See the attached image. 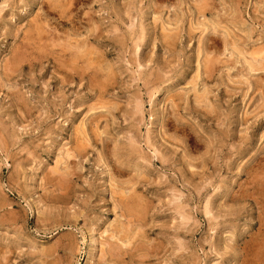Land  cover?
Returning a JSON list of instances; mask_svg holds the SVG:
<instances>
[{"label": "rangeland", "instance_id": "rangeland-1", "mask_svg": "<svg viewBox=\"0 0 264 264\" xmlns=\"http://www.w3.org/2000/svg\"><path fill=\"white\" fill-rule=\"evenodd\" d=\"M263 48L264 0H0V264H264Z\"/></svg>", "mask_w": 264, "mask_h": 264}, {"label": "bare ground", "instance_id": "bare-ground-1", "mask_svg": "<svg viewBox=\"0 0 264 264\" xmlns=\"http://www.w3.org/2000/svg\"><path fill=\"white\" fill-rule=\"evenodd\" d=\"M48 1H49V0H48ZM205 1H206V0H205ZM51 3H52V2H51ZM209 3H211V2H209ZM238 3H239V2H238ZM51 5H52V4H51ZM207 5H208V4L206 3L205 6H207ZM66 6H67V5H66ZM208 6H209V5H208ZM208 6H207V7H208ZM236 6H237V5H236ZM256 7H257V6H256ZM202 8H203V7H202ZM205 9H206V8H205ZM235 9H236V8H235ZM198 10H199V9H198ZM200 10H201V8H200ZM236 10H237V9H236ZM256 11H257V10H256ZM199 12H200V11H199ZM205 12H206V11H205ZM200 13H201V12H200ZM236 15L238 16V14H236ZM240 15H241V14H240ZM237 16H235L236 20L238 19ZM232 18H233V17H232ZM235 18H234V20H235ZM222 19H223V18H222ZM231 20H233V19H231ZM234 20H233V21H234ZM241 20H242V19H241ZM38 21H39V20H38ZM219 21H220V19H219ZM244 21H246V20H244ZM36 22H37V21H36ZM216 23H217V22H216ZM219 23H221V22H218V25H219ZM229 24H230V23H229ZM233 25H235V24H233ZM242 25H243V24H242ZM242 25H241V26H242ZM99 26H100V25H99ZM219 26H220V25H219ZM225 26H226V25H225ZM41 27H42V26H41ZM237 27H238V26H237ZM243 27H244V25L242 26V28H243ZM30 28H31V27H30ZM37 28H38V27H37ZM215 28H217V27H215ZM238 28H239V27H238ZM96 29H97V28H96ZM207 29H208V28H207ZM229 29H230V28H229ZM243 29H245V28H243ZM37 30H41V31H42V30H44V29L41 28V29H37ZM46 30H47V29H46ZM46 30H45V31H46ZM232 30H233V29H232ZM245 30H246V29H245ZM245 30H244V32H245ZM248 30H249V29H248ZM96 31H97V30H96ZM235 31H236V30H235ZM240 31H241V30H240ZM240 31H239V32H240ZM39 32H40V31H39ZM39 32H38V33H39ZM208 32H209V31H208ZM217 32H218V31H217ZM230 32H231V30H230ZM248 32L250 33L251 31H248ZM233 33H234V32H233ZM53 34H55V33H53ZM173 34H174V33H173ZM228 34H229V32H228ZM235 34H236V33H235ZM237 34H238V33H237ZM243 34H244V33H243ZM39 35H40V34H39ZM68 35H69V33H68ZM174 35H175V34H174ZM205 35H206V34H205ZM208 35H209V34H208ZM248 35H249V34H248ZM27 36H28V35H27ZM55 36H56V35H55ZM168 36H170V35L168 34ZM172 36H173V35H171V37H172ZM176 36H177V35H176ZM225 36H226V35H225ZM49 37H50V36H49ZM51 37H52V36H51ZM65 37H66V36H65ZM164 37H165V36H164ZM210 37H211V36H210ZM237 37H238V36H237ZM239 37H240V36H239ZM38 38H39V37H38ZM58 38H59V37H58ZM58 38H57V39H58ZM60 38H61V37H60ZM173 38H174V36H173L171 39H173ZM211 38H212V37H211ZM226 38H227V41H228L229 37H226ZM235 38H236V37H235ZM240 38H242V37H240ZM27 39H28V38H27ZM41 39H42V38H41ZM47 39H48V38H47ZM52 39H53V38H52ZM55 39H56V37H55ZM55 39H54V40H55ZM230 39H231V38H230ZM38 40H39V39H38ZM61 40H62V39H61ZM88 40H89V39H88ZM167 40H168V39H167ZM203 40H204V39H203ZM207 40H208V38H207ZM235 40H236V39H235ZM235 40H234V41H235ZM65 41H66V40H65ZM84 41H85V40H84ZM169 41H170V40H169ZM230 41H231V40H230ZM230 41H229V42H230ZM232 41H233V40H232ZM29 42H30V41H29ZM51 42H52V40H51ZM77 42H78V41H77ZM77 42H76V43H77ZM82 42H83V41H82ZM174 42H175V40H174ZM52 43H53V42H52ZM66 43H67V42H66ZM54 44H55V43H53V44H51V45H54ZM69 44H70V42H69ZM86 44H87V42H86ZM86 44H85V45H86ZM225 44H226V43H225ZM233 44H234V42H233ZM60 45H61V44H60ZM78 45H79V44H78ZM81 45H82V44H81ZM228 45H229V44H228ZM237 45H238V44H237ZM262 45H263V44H262ZM19 46H20V45H19ZM46 46H47V45H46ZM82 46H84V45H82ZM82 46H81V47H82ZM241 46H242V45H241ZM53 47H54V46H53ZM57 47H58V46H57ZM63 47H64V46H63ZM67 47H68V46H67ZM86 47H88V45H87ZM228 47H229V46H228ZM253 47H254V46H253ZM60 48H61V47H60ZM65 48H66V47H65ZM69 48H70V47H69ZM84 48H85V47H84ZM84 48H83V49H84ZM89 49H91V48L89 47ZM225 49H228V48L226 47ZM231 49H232V48H231ZM233 49H234V47H233ZM233 49H232V50H233ZM241 49H243V48H241ZM241 49L239 48V46H238V48H237V46H236V50H238L240 53H242ZM47 50H48V49H47ZM60 50H61V49H60ZM62 50H63V49H62ZM77 50H78V49H77ZM91 50H92V49H91ZM91 50H90V51H91ZM45 51H46V50H45ZM65 51H66V49H65ZM81 51H82V50H81ZM87 51H89V50H87ZM90 51H89V52H90ZM93 51H94V50H93ZM224 51H225V50H224ZM229 51H230V50H229ZM263 51H264V48H263V49H259V50L252 51V52L250 53V54H251V58L247 60V63H248V65H249V67H250L251 70H255V69H257V68H261V69L264 68V52H263ZM235 52H237V51H235ZM244 52H245V51H244ZM62 53H63V52H62ZM68 53H69V52H68ZM68 53H67V54H68ZM72 53H74V52L72 51ZM94 53H95V52H94ZM230 53H231V52H230ZM230 53H229V54H230ZM245 53H246V52H245ZM81 54H82V53H81ZM57 55H58V54H57ZM62 55H63V54H62ZM72 55H73V54H72ZM79 55H80V54H79ZM82 55H83V54H82ZM82 55H80L81 58L83 57ZM88 55H89V54H88ZM224 55H225V53H224ZM231 55H232V54H231ZM235 55H236V54H235ZM243 55H244V54H243ZM63 56H65V55H63ZM63 56H62V57H63ZM66 56H68V55H66ZM84 56H85V55H84ZM218 56H219V55H218ZM239 56H240V55H239ZM239 56H238V58H239ZM69 57H70V56H69ZM78 57H79V56H78ZM90 57H91V56H90ZM236 57H237V56H236ZM240 57H241V56H240ZM243 57H244V56H243ZM91 58H92V57H91ZM216 58H217V57H216ZM218 58H219V57H218ZM227 58H228V57H227ZM231 58L234 59V58H233V55H232ZM78 59H79V58H78ZM204 59H205V58H204ZM236 59H237V58H236ZM245 59H246V58H245ZM83 60H84V59H83ZM91 60H92V59H91ZM208 60H209V61H208V64H207L206 67H207L209 70H213V69H212V66H213V64L216 63V62H214L213 59H208ZM215 60H216V59H215ZM230 60H231V59H230ZM230 60H229V61H230ZM69 61H70V59H69ZM217 61H218V60H217ZM224 61H226V60H224ZM224 61H223V62H224ZM231 61H232V60H231ZM231 61H230V62H231ZM245 61H246V60H245ZM94 62H95V60H94ZM221 62H222V61H221ZM227 62H228V60H227ZM230 62H229V64H230ZM205 63H206V61H205ZM61 64H62V63H61ZM70 64H71V63H70ZM104 64H105V63H104ZM217 64H218V63H217ZM217 64H216V65H217ZM219 64H220V62H219ZM225 64H226V63H225ZM230 65H232V63H231ZM57 66H58V65H57ZM65 66H66V65H65ZM203 66H204V65H203ZM61 67H62V66H61ZM82 67H84V66H82ZM109 67H110V66H109ZM204 67H205V66H204ZM215 67H216V66H215ZM218 67H219V65H218ZM59 68H60V67H59ZM68 68H69V66H68ZM68 68L66 69L67 71H68ZM87 68H88V67H87ZM207 68H206V69H207ZM208 69H207V70H208ZM83 70H85V69H83ZM83 70H82V71H83ZM207 70H206V71H207ZM263 70H264V69H263ZM255 71H256V70H255ZM61 72H62V71H61ZM209 72H212V71H209ZM84 73H85V72H84ZM110 73H111V72H110ZM206 73H207V72H206ZM93 74H94V73H93ZM112 74H113V72H112ZM212 74H213V73H212ZM70 75H71V74H70ZM82 75H83V74H82ZM91 75H92V74H91ZM99 75H100V74H99ZM106 75L108 76V75H110V74L107 73ZM113 75H114V74H113ZM206 75H207V74H206ZM206 75H205V76H206ZM68 76H69V75H68ZM83 76H84V75H83ZM110 76H111V75H110ZM110 76H109V79L113 78V76H111V78H110ZM209 76H210V75H209ZM91 77H92V76H91ZM101 77H102V76H101ZM199 77H200V76H199ZM243 77H244V76H243ZM66 78H67V77H66ZM99 78H100V76H99ZM107 78H108V77H107ZM201 78H202V77H201ZM67 79H68V78H67ZM95 79H96V78H95ZM113 79H115V76H114ZM202 79H204V78H202ZM202 79H200V81H201ZM246 79H247V78H246ZM257 79H258V78H257ZM63 80H66V79H63ZM90 81H91V80H90ZM98 81L101 82V80H98ZM104 81H105V80H104ZM237 81H238V80H237ZM91 82H92V81H91ZM94 82H95V81H94ZM94 82H93V83H94ZM102 82H103V81H102ZM235 82H236V81H235ZM96 83H97V81H96ZM263 83H264V82H263ZM107 84H108V83H107ZM194 84H195V83H194ZM93 85H94V84H93ZM97 85H102V84L99 83V84H97ZM104 85H105V83H104ZM104 85H103V86H104ZM94 86H95V85H94ZM109 86H110V85H109ZM193 86H194V85H193ZM195 86H196V85H195ZM263 86H264V85H263ZM102 88H103V87H102ZM98 89H101V87H99ZM206 90H207V89H206ZM104 91H105V90H104ZM203 94H204V92L202 93V95H203ZM180 97H181V96H180ZM201 97H202V96H201ZM203 97H204V95H203ZM203 97H202L201 99H203ZM205 97H207V96H205ZM198 98H199V97H198ZM198 98H195V99L199 100ZM207 98H208V97H207ZM197 100H196V102H197ZM262 100H263V99H262ZM203 101H204V100H202V102H203ZM198 102H200V101H198ZM200 103H201V102H200ZM203 103H204V102H203ZM117 106H118V105H117ZM213 107H214V106H213ZM261 107H262V106H261ZM109 109H110V108H109ZM109 109H108V110H109ZM214 109H215V108H214ZM208 110H209V109H208ZM84 132H85V131H84ZM85 133H86V132H85ZM83 135H85V134H83ZM88 137H89V136H88ZM101 138H102V137H101ZM87 139H88V138H87ZM85 143H86V142H85ZM85 143H84V144H85ZM84 146H85V145H84ZM88 146H89V145H88ZM81 147H83V146H81ZM85 147H86V146H85ZM82 150H84V149H82ZM69 155H71V154H69ZM67 157H68V155H67ZM64 160H65V159H64ZM62 162H63V161H62ZM64 163H65V162H64ZM73 164H74V163H73ZM65 168H66V167H65ZM60 169H61V168H60ZM122 170H123V169H121V171H122ZM124 170H125V169H124ZM61 172H62V171H61ZM49 173H50V172H49ZM74 174H75V173H74ZM69 175H70V174H69ZM63 176H65V175H63ZM75 176H76V175H75ZM134 178H135V177H134ZM138 179H139V178H138ZM135 180H136V178H135ZM62 182H64V181H62ZM131 182H132V179H131ZM64 183H65V182H64ZM133 183H134V182H133ZM135 183H136V182H135ZM135 183H134V184H135ZM60 185H61V183H60ZM119 186H120V185H119ZM128 186H129V185H128ZM122 187H123V186H122ZM124 187H125V186H124ZM119 188H120V187H119ZM127 188H128V187H127ZM131 188H134V187H131ZM124 189H126V187H125ZM129 189H130V187H129ZM136 189H137V188H136ZM129 191H130V190H129ZM134 191H135V190H134ZM120 194H121V193H120ZM129 194H130V193H129ZM126 195H127V194H126ZM126 195H125V196H126ZM130 195H132V194H130ZM132 196H133V195H132ZM135 196H136V195H135ZM136 197H137V196H136ZM138 198H139V197H138ZM137 200H138V199H137ZM7 201H8V200H7ZM123 201H125V200H123ZM133 201H134V200H133ZM133 201H132V202H133ZM121 202H122V200H121ZM121 202H120V203H121ZM125 202H126V201H125ZM132 202H130V203H132ZM126 203H127V202H126ZM128 203H129V202H128ZM128 203H127V204H128ZM139 205H140V204H139ZM139 205H138V206H139ZM123 206H124V205H123ZM131 206H133V204L130 205V207H131ZM128 207H129V206H128ZM134 208H136V207L134 206ZM134 208H133V209H134ZM142 208H144V207H142ZM1 209H2V208H1ZM128 209H131V208H128ZM137 209H138V208H137ZM142 210H143V209H142ZM11 211H12V210H11ZM131 211L133 212V210H131ZM131 211H130V212H131ZM128 212H129V210H128ZM7 213H8V212H7ZM133 213H134V212H133ZM133 213H132V214H133ZM135 213H136V212H135ZM139 213H140V211H139ZM126 215H127V214H126ZM140 215H141V214H140ZM8 218H9V217H8ZM11 218H12V217H11ZM17 218H18V217H17ZM138 219H139V218H138ZM140 219H141V218H140ZM120 221H121V220H120ZM141 221H142V220H141ZM141 221H140V222H141ZM140 222H139V223H140ZM143 223H144V222H142L141 224L144 225ZM145 223H146V222H145ZM115 224H116V223H115ZM117 224L119 225L120 223H117ZM122 224H123V223H121V226H122ZM139 225H140V224H139ZM142 225H140V226H142ZM127 226H128V223H127ZM137 226H138V225H137ZM118 227H119V226H118ZM122 227H123V226H122ZM129 228H130V227H129ZM139 228H140V227H139ZM123 229H125V227H123ZM137 229H138V228H137ZM132 231H133V230H132ZM120 232H121V231H120ZM133 232H134V231H133ZM114 233H116V232H114ZM129 233H130V231L127 230L125 234H126V236H128V238H127V237H126V238L130 240L131 237H130V234H129ZM123 234H124V233H123ZM133 234H134V233H133ZM107 235H108V234H107ZM110 235H111L112 237H115L114 234H112V233H111ZM108 236H109V235H108ZM132 236H133V235H132ZM112 237H111V238H112ZM122 237H123V236H122ZM109 238H110V237H109ZM126 238H125V239H126ZM132 238H133V237H132ZM116 240H117V239H116ZM131 240H132V239H131ZM108 241H109V240H108ZM125 242H127V241H125ZM125 242H123L124 245H125ZM128 242H129V241H128ZM68 243H69V242H68ZM110 243H111V242H110ZM105 244H106V243H105ZM123 244H121V245L123 246ZM126 244H127V243H126ZM66 245H67V244H66ZM69 245H70V244H69ZM129 245H131L130 242H129ZM72 246H73V244H72ZM72 246H71L70 248H72ZM152 246H153V245H152ZM117 247H118V246H117ZM117 247H116V248H117ZM128 247H129V246H128ZM114 248H115V246H114ZM125 249L127 250V248H125ZM118 251H120V250H118ZM124 252H126V251H124ZM127 252H128V250H127ZM120 253H121V251H120ZM122 253H123V252H122ZM102 256H104V255H102ZM111 256H112V255H111ZM121 257H122V256H121ZM3 260H4V259H3Z\"/></svg>", "mask_w": 264, "mask_h": 264}]
</instances>
